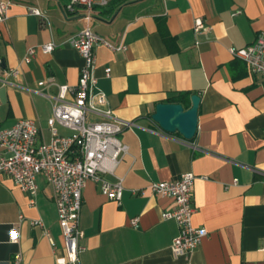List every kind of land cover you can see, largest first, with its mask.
<instances>
[{
  "label": "crops",
  "instance_id": "obj_1",
  "mask_svg": "<svg viewBox=\"0 0 264 264\" xmlns=\"http://www.w3.org/2000/svg\"><path fill=\"white\" fill-rule=\"evenodd\" d=\"M114 2L97 8L90 25L125 49L96 46L94 74L114 116L132 126L118 136L128 153L105 177L122 180L120 203L105 198L93 181L82 191L79 264H264V89L229 53L264 33V0ZM66 6L67 0H13L0 26V78L15 68L21 75L0 81V129L31 120L40 139L49 141L57 86H75L83 65L64 40L85 21L80 8L70 12ZM197 20L204 26L198 33ZM49 42L56 48L46 54L41 47ZM29 49L35 53L25 64ZM179 94L186 95L185 109L192 96L200 97L190 141L162 132L151 120L156 105ZM189 172L196 176L192 223L207 236L191 254L173 257L178 228L161 219L174 209L173 201L153 194L149 185ZM36 184L31 204L28 194L0 175V264H14L18 253L21 264H68L53 193L43 177ZM135 218L136 228L130 225ZM16 227L20 238L13 244L9 232Z\"/></svg>",
  "mask_w": 264,
  "mask_h": 264
},
{
  "label": "built area",
  "instance_id": "obj_2",
  "mask_svg": "<svg viewBox=\"0 0 264 264\" xmlns=\"http://www.w3.org/2000/svg\"><path fill=\"white\" fill-rule=\"evenodd\" d=\"M112 1L67 0L68 11L81 9L85 27L65 39L64 43L80 54L83 65L75 86H57V94L52 98V114L47 120L49 141L40 139L38 126L31 120L22 119L10 128L0 129V175L28 194L31 204H34L38 191L36 178H44L53 193L68 264H79L80 254L84 250L81 244L84 233L80 227V212L86 183H96L100 193L116 204L120 203L123 193L121 179L110 182L105 177L113 175L118 163L128 153L118 136L132 123L114 116L106 96L98 88L94 71L96 46L104 45L112 51L124 50L125 47L122 44L116 47L110 44L96 34L90 25L94 11L108 7ZM12 4L13 0H0V26L5 23ZM32 12L40 16L37 10ZM203 27V22L197 20L195 32L198 33ZM55 48L54 42L41 47L46 54L52 53ZM34 53V49H29L23 62L29 64ZM229 53L246 64L250 73L259 78L260 86L264 89V33H257L251 44L240 49H229ZM104 73L105 77H110L109 68ZM20 75L19 69H10L3 73L0 81L6 83L7 78L16 80ZM95 117L100 120L95 121ZM60 129L68 134L60 133ZM195 180L196 176L189 172L172 181L149 185L153 194L173 201L174 209L161 214L162 220H172L178 228V234L170 245L173 257L191 254L207 236L204 228L195 227L192 223ZM30 224L42 226L41 221H31ZM130 225L136 228L138 219H131ZM19 238V228L11 229L10 242L18 244ZM261 249L264 251V239ZM13 262L22 263L19 253Z\"/></svg>",
  "mask_w": 264,
  "mask_h": 264
},
{
  "label": "water",
  "instance_id": "obj_3",
  "mask_svg": "<svg viewBox=\"0 0 264 264\" xmlns=\"http://www.w3.org/2000/svg\"><path fill=\"white\" fill-rule=\"evenodd\" d=\"M191 107L185 109L181 104H158L151 120L166 134L178 133L185 140L190 141L197 131L198 107L200 97H191Z\"/></svg>",
  "mask_w": 264,
  "mask_h": 264
},
{
  "label": "trees",
  "instance_id": "obj_4",
  "mask_svg": "<svg viewBox=\"0 0 264 264\" xmlns=\"http://www.w3.org/2000/svg\"><path fill=\"white\" fill-rule=\"evenodd\" d=\"M125 1L126 0H115V2L113 1L114 2V7L123 4ZM184 96H186V95L185 94H179L178 97H174V98L170 99L168 104H177V103H179V104L183 105L184 108H187L188 104L181 98V97H184Z\"/></svg>",
  "mask_w": 264,
  "mask_h": 264
}]
</instances>
